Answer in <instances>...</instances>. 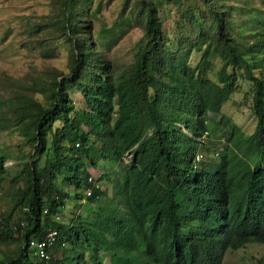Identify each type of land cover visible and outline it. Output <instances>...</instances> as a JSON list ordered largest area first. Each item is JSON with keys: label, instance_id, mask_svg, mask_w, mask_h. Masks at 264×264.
<instances>
[{"label": "trees", "instance_id": "16d2710c", "mask_svg": "<svg viewBox=\"0 0 264 264\" xmlns=\"http://www.w3.org/2000/svg\"><path fill=\"white\" fill-rule=\"evenodd\" d=\"M245 1L239 20L231 0H119L143 32L115 67L108 48L121 32L101 0H49L31 29L51 26L54 42H32L53 57L61 38L66 70L5 77L0 89V130L20 136L18 152L0 145V178L11 155L20 166L0 212V242L14 241L0 264H222L226 248L264 244V0ZM240 81L255 114L246 134L220 112Z\"/></svg>", "mask_w": 264, "mask_h": 264}, {"label": "rangeland", "instance_id": "374dc122", "mask_svg": "<svg viewBox=\"0 0 264 264\" xmlns=\"http://www.w3.org/2000/svg\"><path fill=\"white\" fill-rule=\"evenodd\" d=\"M97 1V0H94ZM234 2L238 10L234 11V14L239 15L240 18L246 19L247 13H245L241 6H245V0H231ZM256 5H259V0H250ZM119 0H101L100 13L106 21L107 25H111L114 22L117 24L113 27L115 33H120L119 37L109 45L108 51L115 67L128 63L132 59L133 52L136 50L137 45L141 42L142 28L139 24L127 23L125 18L129 16V13H118ZM238 5V6H237ZM49 0H0V89L6 84L4 82L5 77H11L14 79L23 78L28 80L30 72L35 74L36 72L46 68L48 66H55L57 68L66 70L65 58H66V44L63 40L57 39V53L53 57L43 56L38 48L37 43L32 40L42 36H46L47 40L54 42L51 37L56 33L51 26L45 25V27H38L34 31L33 25L35 23H41L49 18ZM240 6V8H239ZM161 13L163 15V30L168 37V42L171 46L176 42V35H174V24L177 17V12L170 5L162 7ZM94 26L97 27L98 23L95 20ZM97 34V33H96ZM46 40V41H47ZM56 42V40H55ZM198 57V53H192L190 62H195ZM218 59L214 60V65L217 66ZM248 83L246 81H240L237 91L231 94L230 98L223 103L220 112H225L232 116L240 127L243 133H250L255 124V114L248 107L249 94ZM70 96L77 103H80V94L76 90L70 91ZM219 112L214 114L218 117ZM20 140V136L16 129L9 131L7 129L0 130V145L2 143H8L10 152H18L17 143ZM213 145H209V149L204 151V156L211 157L213 155ZM215 155V154H214ZM128 156L124 157L126 159ZM7 160H11V164L5 166L0 178V212L6 210L8 203V178L11 174H15L20 171V166L17 165L13 155ZM90 172L95 176L97 183H103L104 179L99 176V170L90 169ZM20 173V172H19ZM21 176V175H20ZM108 184V191H110L111 185ZM20 185L21 182H18ZM74 210L72 200H68L63 213L59 218L63 221L68 220V214L70 210ZM83 212V209L81 210ZM14 216V215H12ZM14 241L7 243L0 242V254L9 248H12ZM1 256V255H0ZM261 259V264H264V245L257 242H249L243 247L236 249L227 248L222 257V264H257Z\"/></svg>", "mask_w": 264, "mask_h": 264}, {"label": "clouds", "instance_id": "9594fccd", "mask_svg": "<svg viewBox=\"0 0 264 264\" xmlns=\"http://www.w3.org/2000/svg\"><path fill=\"white\" fill-rule=\"evenodd\" d=\"M263 204H264V202H263ZM262 210H264V208L262 209ZM258 243V242H257ZM260 244H262V243H260ZM264 245V244H263ZM227 249V248H226ZM225 249V250H226ZM229 249H232V248H229ZM234 249H236V248H234ZM225 250H224V252H225ZM224 252H223V254H224ZM223 254H222V257H223ZM222 257H221V263H222Z\"/></svg>", "mask_w": 264, "mask_h": 264}, {"label": "built area", "instance_id": "2783aa9c", "mask_svg": "<svg viewBox=\"0 0 264 264\" xmlns=\"http://www.w3.org/2000/svg\"><path fill=\"white\" fill-rule=\"evenodd\" d=\"M9 164H11V160H7L6 162H5V166H7V165H9ZM39 245V244H38Z\"/></svg>", "mask_w": 264, "mask_h": 264}]
</instances>
